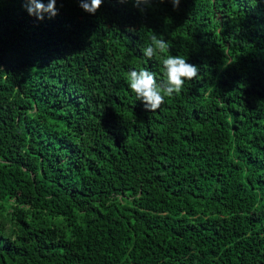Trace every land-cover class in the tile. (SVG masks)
<instances>
[{
  "label": "trees",
  "instance_id": "trees-1",
  "mask_svg": "<svg viewBox=\"0 0 264 264\" xmlns=\"http://www.w3.org/2000/svg\"><path fill=\"white\" fill-rule=\"evenodd\" d=\"M56 8L0 0V264H264V0ZM168 54L199 77L146 111Z\"/></svg>",
  "mask_w": 264,
  "mask_h": 264
},
{
  "label": "clouds",
  "instance_id": "clouds-1",
  "mask_svg": "<svg viewBox=\"0 0 264 264\" xmlns=\"http://www.w3.org/2000/svg\"><path fill=\"white\" fill-rule=\"evenodd\" d=\"M119 3H128L129 0H117ZM171 3L174 10L178 9L181 0H159V3ZM57 0H49L47 4L42 0H24L26 10L30 16L42 21L47 14L48 18L58 15ZM133 6L142 13L151 6L153 0H132ZM80 7L89 14H95L101 7L102 0H79ZM170 52V45L163 36L152 32L150 43L143 49V55L148 60L160 54ZM165 79L157 82L156 74L147 68L128 72L127 79L132 93L136 99L142 102L146 111L155 112L165 102V97L179 94L186 82L199 77L198 66L188 62V58L182 55L168 54L162 59Z\"/></svg>",
  "mask_w": 264,
  "mask_h": 264
}]
</instances>
